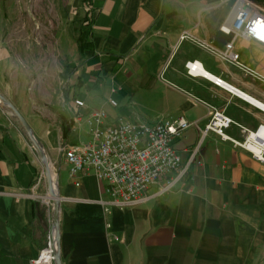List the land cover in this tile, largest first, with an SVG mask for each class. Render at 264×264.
Returning a JSON list of instances; mask_svg holds the SVG:
<instances>
[{
	"label": "crops",
	"instance_id": "crops-1",
	"mask_svg": "<svg viewBox=\"0 0 264 264\" xmlns=\"http://www.w3.org/2000/svg\"><path fill=\"white\" fill-rule=\"evenodd\" d=\"M249 1L263 12L264 0ZM238 2L0 0V93L54 166L62 264H264V163L232 141L188 128L172 140L186 171L126 206L111 202L90 168L72 174L65 157L92 142L87 116L98 108L110 121L183 116L199 128L218 109L232 118L227 134L236 141L264 123L254 103L264 104V45L222 29ZM82 30L91 42L83 51ZM230 42L234 61L200 45L224 51ZM188 61L212 79L190 74ZM42 170L30 137L0 106V264H33L45 246Z\"/></svg>",
	"mask_w": 264,
	"mask_h": 264
},
{
	"label": "built area",
	"instance_id": "built-area-1",
	"mask_svg": "<svg viewBox=\"0 0 264 264\" xmlns=\"http://www.w3.org/2000/svg\"><path fill=\"white\" fill-rule=\"evenodd\" d=\"M250 5L249 0H239L233 19L222 29L234 36L264 45V10L252 11ZM185 38H188V35L182 36V39ZM200 45L211 49L223 59H235L232 42L227 44L224 51L212 49L206 43ZM186 67L192 75L211 78L199 61H188ZM213 80L216 84L224 85L231 92L248 99L243 93L223 84L220 78ZM75 103L79 106L85 105L81 100H76ZM112 104L117 105L113 100ZM87 121L92 126V142L67 148L65 157L71 166L72 174L85 168L93 170L96 177L106 185L112 197L111 202L115 205L126 206L143 200L147 190L153 185H159L160 191L172 186L186 171V168H181L182 158L176 152L172 140L192 126L197 127L203 135L214 132L222 139L232 141L237 147L250 152L256 160L264 163V123L256 130L249 131L243 141H236L227 134V129L233 123L232 118L218 109L212 111L211 120L203 128L183 116L153 124L125 118L110 121L107 112L100 108L90 111ZM42 168L37 185L45 184L49 189L43 164ZM49 192L50 190L40 196L48 209L49 231L45 246L33 264H43L44 253L49 250L52 254L51 264H56L53 250L56 233V228L53 227V212L56 198L47 200Z\"/></svg>",
	"mask_w": 264,
	"mask_h": 264
},
{
	"label": "water",
	"instance_id": "water-1",
	"mask_svg": "<svg viewBox=\"0 0 264 264\" xmlns=\"http://www.w3.org/2000/svg\"><path fill=\"white\" fill-rule=\"evenodd\" d=\"M0 106L12 112V114L18 120L21 127L25 130V132L30 137L32 143L34 144L35 148L37 149L41 157V163L44 165V169L46 172L48 187H49V190L52 191V175H51V171L48 165L49 159H48V156L40 140L34 135L30 125L28 124L24 116L20 113V111L1 93H0ZM60 208H61V200H60V196L58 195V198H56L55 200L54 212H53V227L56 228V236H57L56 239L53 241V250H54V255L56 259V264H62L61 258H60V241H59V238H60V231H59Z\"/></svg>",
	"mask_w": 264,
	"mask_h": 264
},
{
	"label": "bare ground",
	"instance_id": "bare-ground-1",
	"mask_svg": "<svg viewBox=\"0 0 264 264\" xmlns=\"http://www.w3.org/2000/svg\"><path fill=\"white\" fill-rule=\"evenodd\" d=\"M254 101V100H253ZM254 103H257L261 108L264 109V104L260 103V102H257L255 100ZM49 164H50V171H51V175H52V191H51V194H50V197L52 198H58L57 196V186H56V183H55V171H54V166L53 164L49 161ZM56 232V230H55ZM56 233H55V239H56ZM43 264H51L52 262V254H51V251H45L44 253V256H43V260H42Z\"/></svg>",
	"mask_w": 264,
	"mask_h": 264
},
{
	"label": "trees",
	"instance_id": "trees-1",
	"mask_svg": "<svg viewBox=\"0 0 264 264\" xmlns=\"http://www.w3.org/2000/svg\"><path fill=\"white\" fill-rule=\"evenodd\" d=\"M88 34H89V31L88 30H82L80 32V35L78 37V43H79V48L81 51L85 50L86 49V46H90L91 42L87 39L88 37ZM72 121H70L67 125V128L64 129V135L67 134L68 132V128L72 127Z\"/></svg>",
	"mask_w": 264,
	"mask_h": 264
},
{
	"label": "rangeland",
	"instance_id": "rangeland-1",
	"mask_svg": "<svg viewBox=\"0 0 264 264\" xmlns=\"http://www.w3.org/2000/svg\"><path fill=\"white\" fill-rule=\"evenodd\" d=\"M49 165V167H50V164H48ZM55 183H56V175H55Z\"/></svg>",
	"mask_w": 264,
	"mask_h": 264
}]
</instances>
